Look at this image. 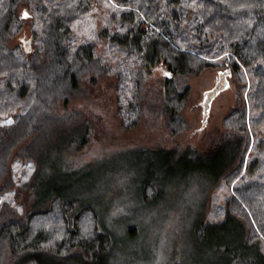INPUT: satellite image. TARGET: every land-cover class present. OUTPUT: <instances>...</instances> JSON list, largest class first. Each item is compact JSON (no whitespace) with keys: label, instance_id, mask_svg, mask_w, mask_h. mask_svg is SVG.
<instances>
[{"label":"trees","instance_id":"16d2710c","mask_svg":"<svg viewBox=\"0 0 264 264\" xmlns=\"http://www.w3.org/2000/svg\"><path fill=\"white\" fill-rule=\"evenodd\" d=\"M89 16L100 19L98 28ZM25 27L30 52L13 44ZM158 65L167 73L161 113L175 135L185 124L191 77L230 68L239 95L212 147L131 150L140 200L153 206L166 185L202 178L194 221L200 264H264V0H0V264H110L117 235L98 201L42 178L50 167L62 165L74 179L87 168L73 170L68 161L91 140L88 117L70 104L86 77H116L117 115L129 130L141 119L143 74ZM223 188L213 220L210 196ZM43 218L56 229L37 231Z\"/></svg>","mask_w":264,"mask_h":264},{"label":"rangeland","instance_id":"374dc122","mask_svg":"<svg viewBox=\"0 0 264 264\" xmlns=\"http://www.w3.org/2000/svg\"><path fill=\"white\" fill-rule=\"evenodd\" d=\"M21 10L20 13H25ZM90 19L91 16L86 20L91 23L90 28L100 26V19ZM90 28L83 27L82 32H88L91 37ZM29 37V28L25 27L13 44L24 48ZM103 48L104 45H101L98 52H102ZM225 69H207L200 76L188 79L191 92L184 113L185 124L183 129L176 131H180L176 135L171 133L167 118L161 113L162 86L167 74L162 65L143 74L141 119L136 127L129 130L123 128L117 115L116 77L93 72L82 81L80 95L70 104L88 117L92 125L91 140L81 150L68 153V161L73 170L87 168L74 179L67 178L69 171L62 165L58 169L50 167L45 170L42 179L50 188L68 193L75 187L73 192L80 197L84 195L91 202L98 201L103 209L105 224L117 235L118 244L110 264L203 263V252L195 242L194 221L198 220L203 207L207 181L198 177L180 186L168 184L157 203L146 206L140 200L137 188L140 182V171L136 166L139 158L131 150L176 145L199 150L212 147L223 132L227 114L239 95L238 80L231 75L228 87L214 99L209 116L203 122L204 93L215 86L219 72ZM4 123L0 121V124ZM31 169L28 168L27 173ZM71 173L72 170L70 177ZM85 188L88 190L84 194ZM226 195L227 190L223 188L210 196L207 216L213 220L217 218L220 212L217 209L224 206ZM52 224L50 218H43L35 226L37 231L43 227L46 230L56 229ZM134 227L138 228V235L135 236L129 234ZM86 228L83 233L89 232L88 225ZM57 237L54 239L57 240Z\"/></svg>","mask_w":264,"mask_h":264},{"label":"water","instance_id":"95a60500","mask_svg":"<svg viewBox=\"0 0 264 264\" xmlns=\"http://www.w3.org/2000/svg\"><path fill=\"white\" fill-rule=\"evenodd\" d=\"M24 48L26 52L31 51V40H28L24 43ZM232 75V71L230 68H226L223 71L219 72V79L215 86L205 91L204 100L202 102L203 105V122H205L209 116V112L211 109L212 102L214 99L223 92L229 85V77Z\"/></svg>","mask_w":264,"mask_h":264},{"label":"snow or ice","instance_id":"6c2138e0","mask_svg":"<svg viewBox=\"0 0 264 264\" xmlns=\"http://www.w3.org/2000/svg\"><path fill=\"white\" fill-rule=\"evenodd\" d=\"M27 16H28V13H27V12H25V13H24V17H25V18H27Z\"/></svg>","mask_w":264,"mask_h":264},{"label":"bare ground","instance_id":"6f19581e","mask_svg":"<svg viewBox=\"0 0 264 264\" xmlns=\"http://www.w3.org/2000/svg\"><path fill=\"white\" fill-rule=\"evenodd\" d=\"M14 32V31H13Z\"/></svg>","mask_w":264,"mask_h":264}]
</instances>
